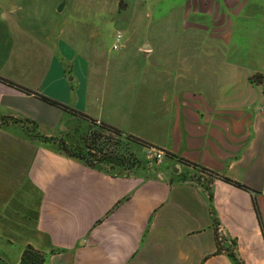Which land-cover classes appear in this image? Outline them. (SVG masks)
<instances>
[{
	"label": "crops",
	"instance_id": "0c3cea01",
	"mask_svg": "<svg viewBox=\"0 0 264 264\" xmlns=\"http://www.w3.org/2000/svg\"><path fill=\"white\" fill-rule=\"evenodd\" d=\"M37 2L0 0V78L133 135L165 157L160 168L119 176L0 122V264H19L28 247L44 254V264H233L226 248L242 264H264V84L250 81L264 75V19L249 40L260 66L253 72L240 66L241 54L230 53L238 46L232 17H240L246 1L223 0L215 33L187 41L196 48L181 45L169 54L161 40L156 67L143 70L144 114L133 117L132 106L119 125L86 108L91 63L99 70L100 53L76 51L54 22L55 8L50 20L41 18L31 8ZM201 2L206 7L197 9L208 14L221 8ZM140 47L145 61L156 59L151 42ZM37 95L0 80V115L34 121L40 136L57 137L51 130L63 111ZM197 166L216 178L209 185L190 178L187 170ZM214 221L224 236L219 252Z\"/></svg>",
	"mask_w": 264,
	"mask_h": 264
},
{
	"label": "rangeland",
	"instance_id": "374dc122",
	"mask_svg": "<svg viewBox=\"0 0 264 264\" xmlns=\"http://www.w3.org/2000/svg\"><path fill=\"white\" fill-rule=\"evenodd\" d=\"M37 1V7L31 8L39 13L41 18L48 15L50 20L51 10L55 8L54 22L65 27V38L76 51L88 56H93L97 51L102 56L96 59L103 61V63L97 62L100 66L99 70L94 68V61L91 63L90 90L87 97V105L90 107H85L91 117H99L119 125L128 121L132 106H135L132 109L133 117L138 118L144 114L143 106L141 108L142 96L147 90L149 80L147 72L143 70H148L150 64L156 67L154 63H158L160 41L162 40L165 45L163 51L169 54H173L176 47L180 51L181 45L186 50L191 47L196 48L187 44V41L192 36L207 38L214 34L213 23H217L219 16L224 14L223 0H215V4H219L221 8L215 5L212 14L197 9V7H206L201 0H54V3L53 0ZM242 1L247 3L243 5L244 10L240 17L235 19L232 17L238 26L234 29L233 36L238 46L232 44L230 53L236 56L241 54L240 66L245 67L248 72H253L252 70L256 68L260 69V66L256 64L255 51H252L255 43H249V40L255 35L256 23L264 19V0H240ZM63 4V9L59 12ZM117 35H121L119 43H116ZM263 39H261L262 46ZM144 42H151L154 45L153 58L156 59L151 62L145 61L143 55L137 51ZM114 45H117L116 49ZM220 46L228 52L225 45ZM197 47L201 48L202 44ZM244 61L246 63H243ZM63 115V121L58 129L51 130V135L58 136L53 137L54 140L44 142L52 147H58L54 142L63 140L72 149H83V141L89 129L88 122L83 117H78V120L71 123L75 117L67 111H63ZM1 118L8 124L12 123L21 128L24 137L39 140L36 139L39 134L36 125L8 116L0 115V120ZM39 131L47 132L44 129ZM151 151L143 147L136 148L135 153L141 161V166L155 170L164 163L163 161L158 163L150 157L154 153ZM176 164L177 162L174 165ZM175 172L179 173L178 170ZM187 175L205 185H209L211 181L209 173L195 167H190ZM216 234L218 238L216 241L222 243L224 236L217 226Z\"/></svg>",
	"mask_w": 264,
	"mask_h": 264
},
{
	"label": "trees",
	"instance_id": "16d2710c",
	"mask_svg": "<svg viewBox=\"0 0 264 264\" xmlns=\"http://www.w3.org/2000/svg\"><path fill=\"white\" fill-rule=\"evenodd\" d=\"M0 80L4 81L5 83H8L10 86L17 88L18 90L22 91L27 95H33V94L37 95L36 93H33L32 91L20 87L14 83L8 82L1 78ZM250 81L253 84H264V75L255 74L250 78ZM37 96L44 102L56 106L60 108L62 111H68L72 113V115H74L77 118L83 117L84 120L88 122L89 129L83 141L84 143L83 149H72L68 147L67 143L63 140L55 141L54 143H56V145L58 146L56 148L60 153L66 155L69 158L81 160L91 168L101 171L112 170L115 171L116 174H118L119 176H123L124 174L129 173L131 170L138 168L142 165L141 161H139V159L136 156L135 153L136 148H143V147L154 148L149 143L137 137H134L133 135L126 134L111 125L92 119L85 114H82L67 106L61 105L49 98L39 95ZM23 121L26 123H30L32 125H36L34 121L28 119H24ZM0 122L2 125L8 124V122H5V120L2 118ZM28 139L34 140L31 138ZM36 139L43 141L54 140L52 138L50 139L40 136L39 134L37 135ZM156 149L161 150L158 148ZM166 157H170V155L166 153ZM182 163L189 165L188 163H185L183 161ZM198 169H201L209 173V175L211 176V180L216 178V175L209 172L208 170L200 167H198ZM225 180L239 188L246 189V187L242 184L233 182L232 180L229 179H225ZM214 222L215 225L217 226L216 221ZM216 239L218 240L217 234H216ZM217 246H218V252L221 251L222 246L221 243H219L218 241H217ZM226 252L229 258L232 260L233 264H242L241 261L235 256L231 248H226ZM44 262H45V257L43 253L36 251L31 247H28L24 250L19 264H44Z\"/></svg>",
	"mask_w": 264,
	"mask_h": 264
},
{
	"label": "built area",
	"instance_id": "2783aa9c",
	"mask_svg": "<svg viewBox=\"0 0 264 264\" xmlns=\"http://www.w3.org/2000/svg\"><path fill=\"white\" fill-rule=\"evenodd\" d=\"M120 40H121V35H117L116 43H119ZM116 48H117V45H114V49ZM151 150L154 151V153L150 157H153L158 163H162L165 157V153L157 149H151Z\"/></svg>",
	"mask_w": 264,
	"mask_h": 264
},
{
	"label": "water",
	"instance_id": "95a60500",
	"mask_svg": "<svg viewBox=\"0 0 264 264\" xmlns=\"http://www.w3.org/2000/svg\"><path fill=\"white\" fill-rule=\"evenodd\" d=\"M63 6H64V4L60 7V9H59V12H61L62 11V9H63Z\"/></svg>",
	"mask_w": 264,
	"mask_h": 264
}]
</instances>
